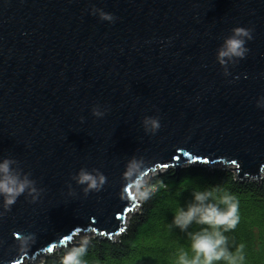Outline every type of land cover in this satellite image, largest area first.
Instances as JSON below:
<instances>
[{
	"label": "water",
	"instance_id": "1",
	"mask_svg": "<svg viewBox=\"0 0 264 264\" xmlns=\"http://www.w3.org/2000/svg\"><path fill=\"white\" fill-rule=\"evenodd\" d=\"M235 27L253 39L225 76L217 49ZM261 97L264 0H0V161L18 160L44 190L0 217V264L120 239L142 206L131 189L120 195L133 156L151 180L184 164L221 165L260 185ZM146 116L159 117L155 134ZM82 167L106 176L99 192L85 196L72 179ZM29 233L35 242L21 250L16 235Z\"/></svg>",
	"mask_w": 264,
	"mask_h": 264
},
{
	"label": "clouds",
	"instance_id": "2",
	"mask_svg": "<svg viewBox=\"0 0 264 264\" xmlns=\"http://www.w3.org/2000/svg\"><path fill=\"white\" fill-rule=\"evenodd\" d=\"M93 15L99 16L101 20L114 22L116 17L106 13L102 9L93 7ZM253 29L235 27L231 34L224 38L222 45L217 49V61L224 69V75H230L229 65H236L244 59L250 51L246 44L253 39ZM257 107L264 108V97L257 102ZM105 110L100 106H94L92 114L101 118ZM83 120V118H81ZM146 133L155 134L161 127L159 117L146 116L142 121ZM144 158L133 156L126 165L123 180L126 188L120 193L124 198L126 189H131L133 197L137 201H147L154 194L155 189L149 184L144 172L147 168ZM78 185H82L84 195L90 191L99 192L107 182L106 176L99 169L80 168L79 172L72 176ZM44 190L37 188L36 181L31 178V173L24 172L20 162L14 158H3L0 161V198L2 208L0 217H3L17 199L24 195L31 197L30 202H36ZM193 200L186 207H180L174 214L172 225L182 232H187L191 239V257L187 251L181 249L178 256V264H215L218 261H226L227 264H241L244 260L241 244L235 252L230 251L228 237L225 233L235 230L239 216V201L229 192L223 190L220 185L206 188L202 191L194 190ZM204 225L199 231L188 232L193 224ZM16 239L20 242L21 250L30 247L35 242L34 234H17ZM90 241L82 239L78 245L72 246L61 257V264H87L84 257L87 254ZM12 264V261H11Z\"/></svg>",
	"mask_w": 264,
	"mask_h": 264
},
{
	"label": "trees",
	"instance_id": "3",
	"mask_svg": "<svg viewBox=\"0 0 264 264\" xmlns=\"http://www.w3.org/2000/svg\"><path fill=\"white\" fill-rule=\"evenodd\" d=\"M229 169V168H228ZM149 184L155 189L143 201L137 214L129 221L125 234L118 240L90 239L84 259L87 264H178L181 249L191 251L187 232L172 225L174 214L193 200V191L220 185L239 201L240 220L235 230L225 233L232 252L243 244L241 264H264V180L240 183L235 172L196 165L180 171L168 170L155 176ZM204 225L193 223L188 232L199 231ZM72 246L54 252L42 264H61V257ZM215 264H227L218 261Z\"/></svg>",
	"mask_w": 264,
	"mask_h": 264
},
{
	"label": "rangeland",
	"instance_id": "4",
	"mask_svg": "<svg viewBox=\"0 0 264 264\" xmlns=\"http://www.w3.org/2000/svg\"><path fill=\"white\" fill-rule=\"evenodd\" d=\"M196 165H197V164H195V165H194V164H191V165H190V164H184V165H182L183 169L180 168V170H184L185 168H189V167H191V166H196ZM201 166H204V165H201ZM219 168H220V169H223V166L218 165V166L214 167V169H219ZM172 169H173V171H177L175 168H172ZM180 170H178V171H180ZM150 177H151V176H150ZM150 177H148V181L151 180ZM154 177H155V176H154ZM154 177H153V178H154ZM139 202H140V201H139ZM130 220H131V219H130ZM130 220H128V225L130 224V222H129ZM127 229H128V228H127ZM92 238H93V237H91L90 239H92ZM90 239H88V240H90ZM79 243H80V242H79ZM73 244H74V243H73ZM73 244H71V245H73ZM75 244H78V243H75ZM68 246H69V245H68ZM68 246H67V247H68ZM64 249H65V248H64ZM61 250H62V249H61ZM55 251H57V250H55ZM47 256H48V254L45 255L44 259L47 258ZM27 262H28V261L25 260L24 264H27Z\"/></svg>",
	"mask_w": 264,
	"mask_h": 264
},
{
	"label": "snow or ice",
	"instance_id": "5",
	"mask_svg": "<svg viewBox=\"0 0 264 264\" xmlns=\"http://www.w3.org/2000/svg\"><path fill=\"white\" fill-rule=\"evenodd\" d=\"M124 229L122 228L121 231H123ZM49 251H51V249H49Z\"/></svg>",
	"mask_w": 264,
	"mask_h": 264
},
{
	"label": "bare ground",
	"instance_id": "6",
	"mask_svg": "<svg viewBox=\"0 0 264 264\" xmlns=\"http://www.w3.org/2000/svg\"><path fill=\"white\" fill-rule=\"evenodd\" d=\"M24 264V263H23Z\"/></svg>",
	"mask_w": 264,
	"mask_h": 264
}]
</instances>
